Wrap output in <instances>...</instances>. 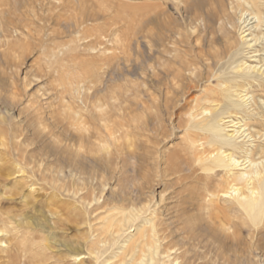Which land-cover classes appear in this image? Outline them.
<instances>
[{
    "label": "bare ground",
    "instance_id": "1",
    "mask_svg": "<svg viewBox=\"0 0 264 264\" xmlns=\"http://www.w3.org/2000/svg\"><path fill=\"white\" fill-rule=\"evenodd\" d=\"M173 1L184 13L187 29L198 33L194 40L188 35L192 49L202 47L192 61L182 57L186 36L179 25L178 30L172 28L166 20L171 17L168 9L159 3H155L157 11L150 19L146 13L139 18L130 10L118 11L122 7L118 0H0V187L5 189L0 192L10 197L20 195L25 208L16 214L4 210L0 194V264H250L249 257L227 244L228 239L240 241L245 231L264 252V162H260L262 168L256 166L249 172L236 170L242 165L238 153L254 165L256 156L264 161V142L252 148L247 145L249 141L239 140L249 130L246 122L264 126V100L258 102L255 95L251 98L246 92L242 95L243 91L234 100L232 94L245 86L242 83L244 86L234 88L237 77L248 82L255 79L264 88V57L261 66L240 60L242 64L232 69H241V73L221 78L227 76L228 67L240 54L248 55L253 42L264 43V33L258 31L264 23V1ZM199 20L205 23L208 35L200 30L203 25ZM194 22L198 23L195 27ZM46 28L49 33L43 31ZM202 32L205 40L200 38ZM65 35L72 42L74 37L89 39L91 57L87 65L82 62L77 67V75L70 82L74 93L69 98L59 95L61 116L55 118L50 112L54 116L51 126L42 110L46 102L42 97L47 92L36 97L28 92L33 81L39 80L38 72L31 74L35 80L26 73L21 84L15 77L13 67L18 65L11 53L18 46L13 39H38L48 53L58 56L55 50L61 44L48 46V42ZM202 62L206 85L201 88L206 94L199 99L183 96L181 105L180 94L175 97L171 91L170 96L168 87H174L185 71L194 73L193 66ZM134 64L139 70L136 83L125 78ZM149 71L151 78L155 77L154 87L148 85ZM214 78L220 80L221 100L213 95L215 88L207 84ZM120 79L126 84L117 86ZM153 88L160 94L166 90L163 98ZM24 94L27 104L22 103ZM179 105L187 110L182 122L184 144L180 146L185 157L181 152L178 154L182 156L176 155L178 151L165 156L167 149L163 151L161 146L163 118ZM238 113L245 114L246 122L237 131L233 129L236 134H222L224 115ZM253 128L249 138L264 137L261 130ZM162 158L167 159L170 174L179 175L178 179L195 176L199 217L194 218L186 208L188 197L180 194L182 199L178 198L172 213L167 204L172 196L158 198L151 190L153 174L155 178L169 174L164 175L158 166ZM131 159H136L135 163ZM181 164L186 169L182 170ZM185 170L189 174H183ZM11 176L15 178L14 188H7ZM37 185L46 191L44 201L35 198L37 189L33 186ZM27 186L31 188L29 194L21 196L20 188ZM244 187L250 193L244 192ZM227 194L233 198L225 200L224 206L221 203ZM45 209L51 215L62 213L65 218L59 220L73 223L81 231L76 243L64 242L59 250H53L59 241L56 229L51 228L46 235L49 221L43 218Z\"/></svg>",
    "mask_w": 264,
    "mask_h": 264
},
{
    "label": "rangeland",
    "instance_id": "2",
    "mask_svg": "<svg viewBox=\"0 0 264 264\" xmlns=\"http://www.w3.org/2000/svg\"><path fill=\"white\" fill-rule=\"evenodd\" d=\"M121 4H122V7H120L119 9L117 8V10L118 11H123V10H126V12H129L128 10H130V13H133L134 14V16H139V18L141 17V18H143V17H145V13H146V16L148 17L149 16V18L150 19H152L151 17H154V15H155V12L157 11V4L159 3V4H162V7H165L166 8V10H167V12H168V15L169 16H171V17H169L168 19H166V20H170V21H168V23L169 22H171L172 24H171V26H172V28L175 30H178V28L176 27L177 25H179V31H182L183 33H184V37H185V39H184V42H183V44H182V46L184 47H182L181 48V50H182V52H183V59H185V60H188V61H192V60H194V58H195V55H196V53L197 52H199V48H201L202 49V47H195V48H193L192 49V45H189V42H187L188 41V35L191 37V40H194L195 39V34H196V37H197V35H198V33H194L193 32V34H192V30L190 31V30H188L187 29V27H186V20H184L185 19V16H183L184 15V13L182 14L181 13V11L179 10H177L176 9V7H177V5L175 4L176 2H174L173 0H118ZM167 1V2H166ZM188 1V0H187ZM192 1H194V0H190V1H188V2H192ZM195 1H197V0H195ZM194 1V2H195ZM209 1V0H208ZM215 1L216 2H218V3H222V2H224V0H210L209 2H214L215 3ZM220 1V2H219ZM264 1V0H263ZM232 2H234V0H225V2L224 3H227V4H231ZM155 3H157L156 4V6H154L155 5ZM164 5V6H163ZM143 6H145V7H143ZM154 7H156V8H154ZM149 8V9H148ZM141 11V12H140ZM153 12V13H152ZM170 13V14H169ZM203 13H204V15H206V13H205V11H203ZM149 14V15H148ZM153 14V15H152ZM167 15V16H168ZM166 16V17H167ZM184 17V18H183ZM173 18V19H172ZM147 19V18H146ZM172 20V21H171ZM202 20V19H201ZM201 20H199L198 22H202L201 23V25H203V27L201 26V27H199L200 28V30L201 31H203V30H205L204 32L208 35V33L206 32V29H207V27H206V25H205V23L203 22V21H201ZM181 22V23H180ZM167 23V24H168ZM39 25H41V26H43L44 24L41 22H39L38 23ZM176 24V25H175ZM170 25V24H169ZM181 25V26H180ZM194 27L195 26H197L198 25V23L197 22H194ZM176 28H175V27ZM182 26H183V28H182ZM184 26H185V29H184ZM206 27V28H205ZM46 30V31H45ZM185 30V31H184ZM262 30V31H261ZM43 31H45V32H50V30H48V28H46V29H44ZM258 31L259 32H262V33H264V23H263V25H262V27L261 28H259L258 29ZM34 33H36V34H38L37 33V30H35L34 31ZM43 33V32H42ZM187 33H189V34H187ZM205 33H203L202 32V34H201V39H203V40H205L204 38L206 37V35H205ZM36 37H38V36H36ZM204 37V38H203ZM218 37V36H217ZM44 38H46V37H44ZM52 38H54V37H52ZM199 38V37H198ZM36 39H30V40H26L27 41V43H26V41L25 40H21V42H19V41H17V39L16 38H14L13 39V43L16 45V46H18L17 47V51H13L11 54L14 56V59L16 58V60H14V59H12V55H10V56H12L11 57V59L13 60V62L16 64V65H18V66H14L13 67V72H14V74H15V77H17V79H18V82H19V84H21L22 83V81L24 80V76L26 75V73H29V74H27V75H30V77H31V74L33 75H37L38 74V77H39V80L38 79H34V78H32L31 77V80H35V81H33V83H34V85L32 84L30 87H28L29 88V90H28V92L29 93H32V95L34 96V97H36V96H38V95H40V96H43L42 94L45 92H47V94L45 95V96H43L42 97V99L43 100H46V102L48 101L49 102V104H47L46 102H44V104H43V108H42V110H43V115H45V118H46V116H47V122L49 123V124H51V126H52V123L54 122V116H55V118H57L58 116H59V118H60V116H61V112H59V109H60V105L58 104V101H57V99H59L61 96H65L66 98H69L73 93H74V91H73V85H71V83L70 82H72V81H74V78H75V76L77 75V70H78V65L80 64V63H82V62H84V63H86L85 65H87V62H89L90 61V57L91 56H89L90 54L89 53H91V51H89V49H88V47H87V41L89 40V39H87V38H83V37H74V39H73V42L71 41V38L70 37H68V36H56V39H55V42H48V46H50V45H56V44H61V48L60 47H58L56 50H55V52H57V55L58 56H54V55H52L51 53H48V51H49V49H47V47L45 48V46H40L39 45V42H38V39L35 41ZM46 40V39H45ZM186 40V41H185ZM262 41V40H261ZM260 40L259 41H257V43L256 42H253L252 43V46L251 47H248V55L246 56L245 54H247V52L246 53H244V54H240L239 56H238V58H237V62L234 64V65H232V66H229L228 68V70H227V72H226V74H227V76H222L221 78L222 79H224L225 77H231V76H236L237 74H239V73H241L242 71H241V69H239V70H237V68H235V70H233L232 69V67H234V66H240L241 64H242V62L241 61H243V59H244V61L243 62H247V64H253V65H257V66H261V63H260V61L262 60V58L264 57V43H262ZM19 42V43H18ZM34 42H36V44L34 43ZM72 42V43H71ZM186 42V43H185ZM261 42V43H260ZM264 42V41H263ZM26 43V44H25ZM34 44V48L33 47H31L33 44ZM185 43V44H184ZM261 44V45H260ZM31 45V46H30ZM36 46H38V47H36ZM191 48H190V47ZM261 46H263V47H261ZM24 49H23V48ZM20 48V49H19ZM26 48V49H25ZM45 48V49H44ZM186 48V49H185ZM189 48V50H190V52H189V50L187 51V49ZM198 48V49H197ZM23 49V50H22ZM47 49V50H46ZM60 49V50H59ZM197 49V50H196ZM28 50H31V51H28ZM246 50V51H247ZM27 51H28V53H27ZM185 51V52H184ZM250 51H251V53H250ZM252 51H253V53H252ZM256 51V52H255ZM15 52H17V53H15ZM22 52H23V54H22ZM47 52V53H46ZM76 52V53H75ZM187 52H188V54H187ZM21 53V54H20ZM46 53V54H45ZM186 53V54H185ZM256 53V54H255ZM263 53V54H262ZM18 54V55H17ZM28 54V55H27ZM49 54V55H48ZM193 54V56H191ZM253 54V55H252ZM21 57H20V56ZM22 56H24V57H22ZM78 56V59H76V57ZM250 56H254V57H250ZM185 57V58H184ZM21 58H23L22 60H19V59H21ZM189 58V59H188ZM191 58V59H190ZM240 58H242V59H240ZM259 58H261L260 60H259ZM256 59V60H255ZM226 60V59H225ZM224 60V61H225ZM241 60V61H240ZM15 61H18V62H15ZM252 61V62H251ZM20 62H22V63H20ZM24 62V63H23ZM251 62V63H250ZM259 62V63H258ZM56 63V64H55ZM78 63V64H77ZM257 63V64H256ZM22 65V66H21ZM205 64H204V62H202V63H199V65L198 66H193V67H195L196 68V71L194 72V73H189V72H187V73H185L184 72V74L185 75H183L179 80H178V83H176V84H174V87L172 86H170L169 85V87H168V91L170 90V88H171V90L169 91V93H170V96H172V94H175V97L177 96V95H179V100H180V104L182 105L183 103H184V97L183 96H186V98L188 97V98H197V99H199V98H201V97H203L205 94H206V92H204L203 91V88H201V85H203V86H205L206 85V83L204 84V81L206 80V68H205V66H204ZM49 66V67H48ZM25 67H26V69H25ZM135 67V68H134ZM227 67V66H226ZM50 68V69H49ZM55 68V69H54ZM224 70L225 69H227V68H223ZM223 69H222V71H223ZM28 70V71H27ZM49 71V73H48V71ZM58 70V71H57ZM51 71V72H50ZM139 70L138 69H136V64H134L132 67H130V69H129V72L128 73H126L127 75H126V77L125 78H127V80L129 81V82H137L136 81V78H137V76H138V74H137V72H138ZM198 71V72H197ZM201 71V73H199ZM240 71V72H239ZM18 72H19V74H18ZM31 72H34V73H31ZM38 72V73H37ZM17 73V74H16ZM35 73H37V74H35ZM41 73V74H40ZM45 74V76L43 75V74ZM51 73H53L52 75H51ZM139 73V72H138ZM150 73V74H149ZM203 73V74H202ZM233 73V74H232ZM47 74H48V76H47ZM188 74V75H187ZM191 75V77H190V75ZM20 75H22V77H20ZM186 75H187V77H186ZM154 79H155V77L154 76H152ZM184 77V78H183ZM194 77V78H193ZM23 78V79H22ZM62 78V79H61ZM147 78H148V85L149 86H152V87H154V79H152L151 78V72L149 71L148 72V75H147ZM192 78V79H191ZM203 78H205L204 80H203V84H201L202 83V79ZM42 79V80H41ZM133 79V80H132ZM187 79V80H186ZM197 80V81H194V80ZM57 80H59V82L57 81ZM185 80V81H184ZM192 80V81H191ZM216 80V81H215ZM243 80V81H242ZM253 80H254V82H253ZM194 81V82H193ZM214 81V82H213ZM218 81L220 82V80H218V78H214V79H212V82H210V83H207V84H209V88L210 89H214L215 91H216V93H214L213 95H215V96H221V85L218 83ZM244 79H242L241 77H237L236 79H235V81H233V84L232 85H236L237 87H234V88H237L238 89V86H239V88L241 87V85L242 86H244L243 87V90H242V87H241V89L239 90V91H232L233 93V97H235V98H233L234 100H238L237 98H238V95H239V93L238 92H241V91H243L242 92V95H244V93L246 92V93H248V97H250L251 96V98H253L254 97V95L256 96V97H254L255 99H257L258 100V102H260L261 100H264V88L263 87H259V83L255 80V79H252V80H250L249 82L248 81H245ZM39 82V83H38ZM126 82L127 81H125V80H123V79H120V80H118L115 84L117 85V86H122V85H125L126 84ZM182 84H181V83ZM198 82V83H197ZM200 82V83H199ZM150 83V84H149ZM152 83V84H151ZM244 85H243V84ZM35 84H37L36 86H35ZM61 86H60V85ZM184 84V85H183ZM193 84V85H192ZM195 84V85H194ZM239 84H241V85H239ZM250 84V85H249ZM58 85H59V87H58ZM63 85V86H62ZM186 85V86H185ZM228 85H230V84H228ZM22 86V85H21ZM45 86V87H44ZM57 86V87H56ZM179 86V87H178ZM182 86V87H181ZM212 86H215V87H212ZM225 86H227V85H225ZM41 87H44L45 89H43V88H41ZM184 87V88H183ZM190 87V88H189ZM200 87V88H199ZM224 87V86H223ZM222 87V88H223ZM60 89V91H59V89ZM174 88H176L175 90H174ZM233 88V89H234ZM41 89H42V91H41ZM53 89V90H52ZM179 89V90H178ZM218 89V90H217ZM263 89V90H262ZM36 92H35V91ZM153 90L154 91H156V94H158L157 96H162L161 98H163V95L166 93V90L165 91H163L162 93L163 94H160V90L158 89H156V88H153ZM178 90V91H177ZM200 90V91H199ZM221 90V91H220ZM236 90V89H235ZM247 90V91H246ZM31 91V92H30ZM50 91V92H49ZM53 91H56L57 93L56 94H54L55 92H53ZM167 91V92H168ZM171 91H172V94H171ZM174 91H177V92H179V93H177V92H174ZM202 91V92H201ZM220 92V94H218L219 92ZM262 91V92H261ZM39 92H40V94H39ZM41 92H42V94H41ZM67 92V93H66ZM184 92V94H181V93H183ZM25 93V92H24ZM63 93V94H62ZM177 93V94H176ZM201 93V94H200ZM245 93V94H246ZM38 94V95H37ZM188 94V95H187ZM190 94V95H189ZM203 94V95H202ZM234 94L236 95V96H234ZM48 95H49V98H47L48 97ZM52 95V96H51ZM59 95H61V96H59ZM200 95V96H199ZM253 95V96H252ZM39 96V97H40ZM51 96V97H50ZM58 96V97H57ZM199 96V97H198ZM174 97V95H173V98H175ZM247 97V98H248ZM21 98H23L22 99V103H25V104H27V100H26V95L24 94ZM48 100H47V99ZM251 98L248 100V101H251ZM50 99V100H49ZM219 99L221 100V98L219 97ZM183 101V102H182ZM46 103V104H45ZM25 104H23V105H21V107L22 106H24ZM47 105V106H46ZM46 106V107H45ZM51 107H52V109H51ZM54 107V108H53ZM178 109V110H177ZM49 110H51V111H49ZM55 110H56V112H55ZM182 110V111H181ZM186 110V108L185 107H181L180 105L179 106H177L176 108H173L172 109V113H170V114H166L165 116H164V118H163V126H164V133H165V135L164 136H162L161 137V142H162V147H163V151H164V149H167V152H165V156H170V153L171 154H173L172 152L174 151V152H177V154L176 155H178V156H182L183 154H185V152H181V145H183L184 144V140H183V138L185 137V129H184V124L182 123L183 121H184V123H185V119L187 118V115H185L186 114V112H187V110ZM60 111H61V109H60ZM183 111H185V112H183ZM47 114H46V113ZM50 112H51V115L53 114L54 116H51L50 115ZM165 112V111H164ZM58 113V114H57ZM63 113V112H62ZM60 114V115H59ZM49 116V117H48ZM53 119H52V118ZM245 118V114L244 113H238V114H234V116H233V114L231 115V114H226V115H224V121H225V123H221V124H224V126H223V130H225V131H223L222 132V134H228L229 133V135L230 134H236V132L234 133V130L236 129V131L239 129V128H237V127H239V125L240 124H244V122H246V121H244V118ZM226 119V120H225ZM232 119V120H231ZM231 120V121H230ZM229 122V124L227 123V122ZM249 121V120H248ZM51 122V123H50ZM239 122H241V123H238ZM243 122V123H242ZM232 123H237V125L236 124H234L235 126H233L232 125ZM246 124L247 125H249V130H248V132L246 131L245 133L246 134H244V136H242L239 140H243V141H249V142H247V145L248 146H250V147H252V148H254L255 147V145H257L258 143H260V142H264V137L263 138H261V139H259V138H256V137H254V138H249L250 136H247L248 135V133H250L251 132V130L252 129H254L253 128V126L258 130V131H260V134H263L264 135V126H260V125H258L257 124V122L254 124L252 121H249V122H246ZM252 125V126H251ZM258 125V126H257ZM226 126H228V127H226ZM233 126V127H232ZM236 127V128H235ZM246 127V128H247ZM258 127V128H257ZM224 128H226V129H224ZM231 128V129H230ZM260 128V129H259ZM234 129V130H233ZM247 130V129H246ZM229 131V132H228ZM253 131V130H252ZM181 146V147H180ZM171 151V152H170ZM179 152H181V153H179ZM169 153V154H168ZM182 154V155H179V154ZM177 156V157H178ZM184 157H185V155H183ZM241 156V157H240ZM183 157V158H184ZM240 157V158H239ZM239 158V161H241L240 163L242 164L241 166H239L238 168H236V170L237 171H239L240 170V172H249V170H251V169H255L256 168V166H259V168H262V164L260 163V162H264L263 161V159H257L258 158V156H256V164H258V165H254L253 163H251V161H249V159H246V157L244 156V154L243 153H238L237 154V159ZM167 159H168V157H167ZM167 159L165 160V158H162V160H161V164H163V165H158L159 166V168H160V170L162 171V172H164V175L165 174H170V171H169V169L167 168V166H168V161H167ZM165 160V161H164ZM181 161H182V159H180ZM243 160V161H242ZM134 161H136V159H131V162H134ZM135 163V162H134ZM243 163H245L244 165H243ZM165 165V167H163ZM162 168H161V167ZM183 167V168H182ZM241 167V168H240ZM180 168L182 169V170H184V169H186V167H184L183 166V164H181L180 165ZM157 169H158V167H157ZM166 169H168V170H166ZM239 169V170H238ZM159 170V169H158ZM155 171V170H154ZM168 171V173H166ZM183 172V171H182ZM185 172H188L187 170H185L184 172H183V174H185V175H187V174H189V172L188 173H185ZM132 173H134V172H132ZM168 174V175H169ZM183 174L181 173L180 175L181 176H183ZM154 175V182H153V186H152V188H151V190L154 192V194H156L157 195V197L158 198H160L161 196H165L164 198H169L170 196H172L171 198H169L168 199V202H167V200H166V202H167V204H169L168 206H170V208L171 209H169V211H171L172 213L174 212V210L176 209L175 208V206H176V204L178 203V198H180V196L181 195H184V196H181V197H183V198H187L186 200H187V203L185 204V206H186V208L189 210V212H190V214L194 217V218H197V217H199L200 216V213H201V211L198 209V203H197V201H196V188H197V186H198V182L196 181V179L194 178L195 176H191L190 178H187L188 180H181V179H178V176L179 175H167V176H165V177H163V176H161V177H157V178H155V174H153ZM185 175L183 176V177H185ZM160 178V179H159ZM162 178V179H161ZM170 179V180H169ZM168 182H167V181ZM176 180H179V181H176ZM14 181H15V178H14V176L12 177H10L9 178V180H8V183H7V188H11V187H13V185H14ZM164 181V182H163ZM180 182V183H179ZM179 183V184H178ZM185 185H186V187H185ZM201 185V184H200ZM190 187V188H189ZM242 187V186H241ZM14 188V187H13ZM20 188V187H19ZM1 189H3V191H5V189L4 188H1L0 187V191H1ZM30 189L31 188H28V186L27 187H22V188H20V192L22 193L21 194V196L22 195H27V194H29V191H30ZM33 189H37L36 190V192H35V198L38 200H42V201H44L45 200V198L47 197V196H45V194H46V191H43V190H41L40 189V186H33ZM24 190V191H23ZM3 191H2V193L0 192V194H1V197L3 196V198H2V204H0V206L4 209V210H6L5 208H8L7 210H9V211H12V212H14V214H16V213H21L25 208L23 207V202L21 203V199H19V197H20V195H13V197H10V195L9 194H5V192L3 193ZM243 191L245 192L246 191V193H250V190L248 189V188H246V187H244L243 188ZM23 192L25 193V194H23ZM180 192V193H179ZM183 194H182V193ZM176 193V194H175ZM195 193V194H194ZM178 194H179V196H178ZM181 194V195H180ZM193 194V195H192ZM161 195V196H160ZM186 195V196H185ZM194 195H196V196H194ZM14 196H15V198H14ZM177 196V197H176ZM5 197V198H4ZM41 198V199H40ZM189 198H191V199H189ZM233 198V195L231 196V194H227L226 196H224L223 197V200H222V205H226V202H225V200H228V201H231V199ZM5 199V200H4ZM8 199V200H7ZM10 199V200H9ZM13 199V200H12ZM18 199V200H17ZM180 199H182V198H180ZM5 201V202H4ZM180 201V200H179ZM229 203V202H228ZM198 209V210H197ZM36 210H38V209H36ZM11 212V213H12ZM13 214V213H12ZM43 214H45V217H43L44 218V220H45V222L47 223L48 221V223H47V228H49V229H47V233H46V235L47 234H49L50 232H52V229L53 230H55L56 229V232H57V239H58V244L55 246V245H53L52 247H53V250H55V251H57V250H59L58 249V247H59V245H61L62 243H64V242H67V243H76L77 241H78V236L81 234V231H78V230H76V226L73 224V223H65V222H68V221H61L63 218H65V215H62L61 216V214H59V215H51V213H49V212H47V209H45V211L43 212ZM48 214V215H47ZM199 214V215H198ZM29 215H31V216H34L35 214H32V213H29ZM198 215V216H197ZM35 217V216H34ZM49 218V219H46V218ZM63 217V218H62ZM50 219H52V220H50ZM59 219H61V220H59ZM48 220V221H47ZM56 220H58V222L56 221ZM52 224V225H51ZM60 226V230H59V226ZM58 226V227H57ZM67 226V227H66ZM203 226V230L205 229L204 228V225H202ZM65 228V229H63V228ZM52 228V229H51ZM57 228H58V230H57ZM61 228L63 229V230H61ZM65 230V231H64ZM241 239H240V241H237V239L236 240H233V239H228L227 240V244H229V245H231V244H233V250H235V251H238L239 252V254H241V255H243V256H245V257H249V259H250V264H264V252L262 251V250H260V248H256V244H257V242L255 243H252L251 242V239L249 238V233L247 232V231H245L244 232V234H242L241 236ZM62 239V240H61ZM68 240V241H67ZM71 241V242H70ZM75 241V242H74ZM234 241V242H233ZM56 248V249H55ZM63 247H61V249H62ZM178 249V248H177ZM63 250V249H62ZM81 258H83V257H81ZM86 258H87V256H86ZM78 260H80V257L78 258Z\"/></svg>",
    "mask_w": 264,
    "mask_h": 264
}]
</instances>
